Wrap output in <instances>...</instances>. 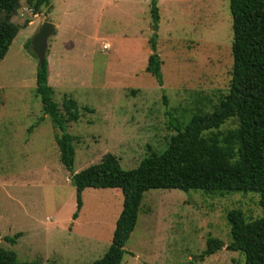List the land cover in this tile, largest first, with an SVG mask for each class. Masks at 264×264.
I'll use <instances>...</instances> for the list:
<instances>
[{"label": "rangeland", "instance_id": "rangeland-1", "mask_svg": "<svg viewBox=\"0 0 264 264\" xmlns=\"http://www.w3.org/2000/svg\"><path fill=\"white\" fill-rule=\"evenodd\" d=\"M50 6L33 14L20 0L11 21L22 29L0 62V247L20 262L91 264L111 245L123 196L119 189H85L73 220L71 175L108 153L121 169H135L167 148L176 133L172 118L186 123L213 111L231 81L229 0H163L154 52L149 0H102L101 15L94 0ZM44 22L59 24L46 49L53 100L59 107L65 96L77 103L79 119L66 130L75 137L71 171L60 162L57 129L42 113L37 59L24 49ZM153 53L162 61L161 85L145 70ZM236 123L231 118L219 130ZM258 201L253 193L149 190L121 264H243L241 253L225 249L226 214L239 210L246 221L256 220L262 216ZM16 233L22 236L14 245L4 241ZM208 237L224 247L200 261Z\"/></svg>", "mask_w": 264, "mask_h": 264}, {"label": "trees", "instance_id": "trees-1", "mask_svg": "<svg viewBox=\"0 0 264 264\" xmlns=\"http://www.w3.org/2000/svg\"><path fill=\"white\" fill-rule=\"evenodd\" d=\"M51 1L27 0V4L33 14H38L42 8L50 9ZM157 2L150 0L149 3L154 36L148 42L153 52L159 23ZM19 5L20 0H0V62L22 29L11 21ZM229 10L232 20L231 81L227 94L213 111L194 114L186 123L172 118L170 123L176 133L171 136L167 148L159 154H150L135 169H121L118 160L108 153L100 163L71 175L77 203L73 220L82 207L81 194L85 189H119L123 196L111 245L91 264H121L124 247L137 224L144 193L155 189L199 190L207 195L257 194L262 210L260 218L248 222L239 210L226 214L230 242L225 249L241 253L243 264H264V0H229ZM24 49L34 55L32 40L25 43ZM161 66L159 55L153 53L145 69L160 85ZM35 89L43 115L50 117L58 131L54 137L60 162L71 171L75 137L66 130L79 119L77 103L66 96L61 107L54 102V91L48 84L47 59L44 66L36 70ZM231 118L236 119V127L220 131ZM21 236L16 233L4 237V241L14 245ZM223 247L221 240L208 237L198 259L203 261ZM0 264L36 263L20 262L15 252L0 247Z\"/></svg>", "mask_w": 264, "mask_h": 264}, {"label": "water", "instance_id": "water-1", "mask_svg": "<svg viewBox=\"0 0 264 264\" xmlns=\"http://www.w3.org/2000/svg\"><path fill=\"white\" fill-rule=\"evenodd\" d=\"M54 32V25L51 22H44L38 33L32 39V52L35 55L38 67L42 68L46 60L47 40Z\"/></svg>", "mask_w": 264, "mask_h": 264}, {"label": "crops", "instance_id": "crops-1", "mask_svg": "<svg viewBox=\"0 0 264 264\" xmlns=\"http://www.w3.org/2000/svg\"><path fill=\"white\" fill-rule=\"evenodd\" d=\"M69 1V0H68ZM77 1H79V0H77ZM81 1H84V0H81ZM162 1L163 0H158V2H157V5H158V11H159V6H160V4L162 3ZM165 1V0H164ZM179 1H181V0H172V2H177V3H179ZM52 2H53V0H52ZM94 2L95 3H97L98 4V6H99V11H100V15L102 14V0H94ZM149 3H150V0H149ZM159 20H160V16H159ZM99 23H100V21H99ZM52 24L54 25V32H55V29H57L58 28V26H59V24L58 23H55V22H52ZM158 25H159V23H158ZM32 26H33V22L31 23V25H30V28L29 29H25V30H27V35H28V31H30V30H32V32L34 31V29L32 28ZM99 26H97V30H95V35L96 34H99V28H98ZM159 28V27H158ZM53 32V33H54ZM157 32H158V30H157ZM56 35H58V34H56ZM103 47V46H102Z\"/></svg>", "mask_w": 264, "mask_h": 264}, {"label": "built area", "instance_id": "built-area-1", "mask_svg": "<svg viewBox=\"0 0 264 264\" xmlns=\"http://www.w3.org/2000/svg\"><path fill=\"white\" fill-rule=\"evenodd\" d=\"M102 48H103V49H107V48H108V45H103Z\"/></svg>", "mask_w": 264, "mask_h": 264}]
</instances>
